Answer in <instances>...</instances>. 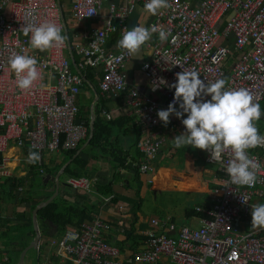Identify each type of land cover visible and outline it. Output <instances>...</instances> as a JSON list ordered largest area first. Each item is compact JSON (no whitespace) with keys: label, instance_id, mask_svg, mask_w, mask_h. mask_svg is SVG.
Listing matches in <instances>:
<instances>
[{"label":"built area","instance_id":"obj_1","mask_svg":"<svg viewBox=\"0 0 264 264\" xmlns=\"http://www.w3.org/2000/svg\"><path fill=\"white\" fill-rule=\"evenodd\" d=\"M105 2L107 10L103 9ZM147 2L0 0V181L10 178L6 153L12 144L38 154H58L76 151L87 143L90 129L77 121L82 113L78 100L88 83L84 74L88 71L96 74L102 95L119 100L143 127L137 143L143 175L155 171L164 143L152 135L161 123L157 113L173 102L175 89L170 85L183 69L198 72L207 83L225 79L227 89H246L255 103L264 102V0H168L170 7L152 15L149 24V28L156 26L171 35L162 42L158 32L153 33L157 41L151 58L142 65L150 87L145 95L132 87L125 75L133 56L114 59L121 57L123 50H111L108 42L112 35L120 40L123 32L129 31V17L137 5L144 7ZM65 8L80 26L72 41L66 34L70 25ZM97 21L102 25H90ZM44 22L61 27L67 37L63 46L43 52L30 47L31 34L25 35V29ZM17 54L38 62L41 78L28 91L17 87L9 65V59ZM177 60L183 69L174 65ZM176 107L179 110L178 104ZM104 117L110 120L107 113ZM205 151L207 161L219 167L222 187L213 207L196 209L202 215L199 228L151 219L150 229L143 233L146 248L127 254L108 242L106 236L113 226L99 214L80 225L66 226L59 239H39L35 263L161 264L166 258L171 264H264V229L247 230L242 225L250 222L252 206L264 197V146L247 152L261 166L252 188L231 183L226 171L230 151L219 161L211 159L210 150ZM67 187L88 195L93 190L92 182L84 178L68 180ZM113 200L102 198L103 204Z\"/></svg>","mask_w":264,"mask_h":264},{"label":"crops","instance_id":"obj_2","mask_svg":"<svg viewBox=\"0 0 264 264\" xmlns=\"http://www.w3.org/2000/svg\"><path fill=\"white\" fill-rule=\"evenodd\" d=\"M65 9L66 18H68L66 21L70 25L66 31L69 40L72 41L73 33L77 30V27L80 29V26H77L71 18L69 9ZM152 18L153 16L147 13L142 5H137L128 20L129 30L136 26L149 28ZM90 25L101 26L102 23L101 21H97L91 22ZM118 41L117 35H112L109 39L108 47L115 52L119 51L120 49L116 46ZM156 41L157 36L153 34L151 40L141 47L139 53L132 58L125 69V75L129 84L145 95L149 94L150 87L142 72V65L151 58L152 46ZM76 59L78 60V58H75V62ZM77 62H80V60ZM90 74L92 75V79H94V86H91L92 83L89 80ZM87 81L88 86L84 87L82 95L86 93V98L92 103V106L84 110L81 107L82 95L80 96V100H78V105L82 109L80 120L90 129L92 113L95 112L96 114L98 109L102 112L103 119H106L104 113L110 116V120L106 119L108 122L120 120L124 123L126 121L124 126H128L126 129H130L131 132L126 134L124 131L117 130L109 141L111 143L114 142L117 146L115 152H118L119 156L126 157L127 167L123 168L115 165L116 170H114L113 157L109 154L101 153L99 149H92L90 144L83 145L82 149L78 151L73 159L65 152L53 154L52 156L50 154H39V161L36 162L35 166H32V163L28 162V157L30 152L35 151L29 150V148L19 149L15 144H12L6 153L10 178H4L0 181V225H28L29 206L33 203L20 204V198L24 197L25 192H28L27 196L31 195L34 198L38 190L37 195H40L43 201H45L54 195V188L57 184L59 186V193L53 200L56 203L57 209L64 211L70 207H80L84 211L98 206L93 213V218L100 214L106 221L112 224L113 231L106 236V239L121 250L124 248L128 252L127 254H132L146 248L145 245L134 247L131 242L126 241L125 235V231L133 225L136 229V234L142 237L144 231L150 229L149 219L145 218L144 213L141 212L140 195L148 196V198L153 200L151 204L158 203L160 200H164V198L168 200L164 206V212L159 217L152 219H168L176 226L199 228L202 215L197 213L196 209H210L216 204L221 195L222 174L218 165L207 161L205 150L193 149L191 146L182 148L174 146L172 139L185 132V126L182 124V118H176L175 115H172L170 116V123L166 127L161 121L159 127L152 132L154 138L164 141L154 163V173L148 175L141 174L139 166L143 157L137 148V143L143 136V127L139 123L138 118L131 111L125 109L119 100L111 96L104 97L102 95L94 72L89 73ZM262 104L260 108L262 113H264V102ZM262 116L260 120L255 122L259 133L264 132ZM130 119L134 120L130 122ZM80 155L89 160L86 170L77 172L78 176L81 175V178L92 182L93 190L89 195L70 190L67 187L68 180L75 179L76 177L64 174L65 168L70 166L73 160ZM35 176L37 177L36 183L39 180L42 183V187H38L37 190L32 187V178ZM110 185H113L112 195L104 196L97 190L98 188L102 189ZM100 197H113L114 200L108 204H103ZM180 213H183L184 218L177 220L175 216H178ZM36 219L41 240H48L49 238L59 239L55 236L63 233L65 230H60L51 222L47 224L42 223L37 218V213ZM86 219L91 220L89 218ZM242 225L245 228L248 226L249 229H254L251 227V219L249 223H243ZM29 235L30 233L28 232L27 236ZM5 241L7 239L3 240L1 246H4ZM26 256L27 254L25 258ZM37 257L38 253L36 254L35 249V262ZM161 264L171 263L164 258Z\"/></svg>","mask_w":264,"mask_h":264},{"label":"clouds","instance_id":"obj_3","mask_svg":"<svg viewBox=\"0 0 264 264\" xmlns=\"http://www.w3.org/2000/svg\"><path fill=\"white\" fill-rule=\"evenodd\" d=\"M170 7L168 0H148L144 10L155 16L161 9ZM93 12H89L91 15ZM159 35L160 41H167L171 35L156 26L145 28L136 26L123 32L117 48L123 55L136 56L141 47L150 41L153 33ZM30 35V47L41 52L65 44L67 37L62 34L60 26L44 22L39 26L28 27L25 35ZM99 51V49H96ZM101 58L102 54H101ZM37 60L29 55H14L9 59L11 70L16 76V85L21 91L30 90L41 78ZM174 65L181 66L179 60ZM183 69V67H182ZM227 81L218 79L207 83L196 71L184 70L176 74V82L170 85L175 89L173 102L166 110H159L157 115L166 127L170 116L182 118L185 132L172 139L176 148L191 146L193 149L210 150L211 159L219 161L226 152H231L226 171L232 184L252 188L257 183L260 164L247 154L251 148L264 146L255 122L262 114L260 105L246 89H227ZM211 99H206V97ZM179 105V110L176 105ZM187 114L186 118H183ZM39 154L30 152L29 163H36ZM247 203L246 201H243ZM251 227L264 229V203L251 208Z\"/></svg>","mask_w":264,"mask_h":264},{"label":"trees","instance_id":"obj_4","mask_svg":"<svg viewBox=\"0 0 264 264\" xmlns=\"http://www.w3.org/2000/svg\"><path fill=\"white\" fill-rule=\"evenodd\" d=\"M77 61L78 60L76 59V62ZM74 71L77 72L75 68H74ZM90 72L92 71L87 72L88 75ZM87 73H84V74H86V77L88 79ZM89 80H90V83H92L91 86H94L95 83H94V79H92V75L89 77ZM86 85L88 86V83ZM95 115H96L95 133H94L92 142L90 143V146L92 147V149H99L100 152L103 154L111 155L114 159V164H113L114 170H116L115 165H118V167L126 168L127 167L126 157L119 156L118 152H115V149L117 148V146L114 144V142L111 143L109 141L111 140V138H113L114 132L117 130L124 131V133L126 134L131 132L130 129L128 130L126 129L128 126H124V123L126 121L124 123H122V121L120 120L108 122L106 121V119H103L102 112L98 109ZM133 120L134 119H130V122H132ZM85 144L86 143H84L83 145ZM83 145L81 146L80 149L76 151H69V152L66 151L65 153L69 155L71 159H73L78 153V151L82 149ZM88 161L89 160L83 157L82 155L77 156L73 160L71 165L65 168L64 174L68 176L76 177V178H81V175L78 176L77 172L85 171L89 163ZM35 165L36 163H32V166H35ZM36 179H37L36 176L32 178V183H33L32 187L36 188L37 190L38 187H42V183L40 180H39L40 182L38 181V183H36ZM112 186L110 185L109 187H105L102 189L98 188L97 190L102 195L109 196L113 194ZM27 193L28 192H25L24 197L20 198L19 203L20 204H25L27 202L33 203L29 206L28 225H25V224H16L12 226H5L4 224L0 225V231H2L1 233L2 238L7 239V241L4 242V247L0 248L1 250L0 251V264H8L9 261L8 262L5 261V258H8L9 260L10 258L9 256L11 254L18 253V258H19L21 255V251L26 246H28L34 238V231L32 229V223H31V212L36 207L37 204L43 201V199L40 195H37L38 190L36 193L34 192L36 194L34 198L31 195L27 196L26 195ZM262 203H264V197L260 199V201L258 202V204H262ZM97 207L98 206H95L91 208L90 210H84V211H82L80 207H76V208L70 207L64 211H59L57 209L55 201H52L50 204L41 208L37 212V218L44 224L51 222L52 224L56 225L60 230H63L66 228V226L80 225L81 223L87 220L86 218L93 220L94 219L93 213ZM28 232L30 233L29 236H27ZM125 235H126V241L131 242V244L134 247H142L145 245L144 243L146 241V237L144 235L143 237L137 235L134 225L125 231ZM27 239H28V242L25 243V240ZM121 251L123 253H127V251L124 248H122ZM18 261L19 260L17 259V262Z\"/></svg>","mask_w":264,"mask_h":264},{"label":"rangeland","instance_id":"obj_5","mask_svg":"<svg viewBox=\"0 0 264 264\" xmlns=\"http://www.w3.org/2000/svg\"><path fill=\"white\" fill-rule=\"evenodd\" d=\"M107 7H108V5L105 2L103 4V9L104 10H107ZM66 19H68V18H66ZM81 104H82L81 107H83L84 110H86L88 108H91V106H92V103L90 101H88L87 98H86V93H83V95H82ZM262 105L263 104H260V107ZM44 154H47V153H43V155ZM52 155L53 154H50V156H52ZM143 196L144 195H142V196L140 195V199L139 200H140V204H141V212L144 213L143 214L144 217L145 218H148L149 221L152 218H154V217H159V215L164 212L163 211L164 210V206L166 205V203H167L168 200L166 198H164V200H160L158 203L151 204L153 200H151L150 198H148V196L147 197H145V196L143 197ZM175 217L177 218V220L184 218L183 217V213H180V214H178V216L176 215ZM39 225H41V224L39 223ZM245 229H249V227L246 226ZM1 233H2V231H0V247L3 248L4 246L3 245L1 246V244L3 243V240L4 239L2 238ZM63 233H60V234L56 235L55 237L56 238H60ZM26 242H28V239L25 240V243ZM32 252H34L33 255H31ZM36 254H37V252H36ZM9 257L10 258H9V263L8 264H18L17 259L19 260V258H20V257L18 258V253L11 254ZM34 259H35V249H31L27 253V256H26L25 261L23 262V264H36L35 261H34Z\"/></svg>","mask_w":264,"mask_h":264},{"label":"water","instance_id":"obj_6","mask_svg":"<svg viewBox=\"0 0 264 264\" xmlns=\"http://www.w3.org/2000/svg\"><path fill=\"white\" fill-rule=\"evenodd\" d=\"M66 34H67V31H66ZM68 35V34H67ZM75 69H76V65H75ZM95 120H96V116H95V112L92 113V116H91V125H90V137L86 143V145H89L91 142H92V139H93V136H94V133H95ZM77 124L78 125H81L82 124V121L81 120H78L77 121ZM58 193H59V186L56 184L55 185V188H54V195H52L50 198H48L47 200L39 203L36 208L33 210L32 212V224H33V230H34V238L33 240L30 242V244L28 246H26L22 251H21V255H20V258H19V261H18V264H23L24 262V258H25V255L27 254V252L31 249H36V246H37V243L40 239V233L38 231V228H37V219H36V213L37 211L42 208V207H45L46 205L50 204L57 196H58Z\"/></svg>","mask_w":264,"mask_h":264}]
</instances>
